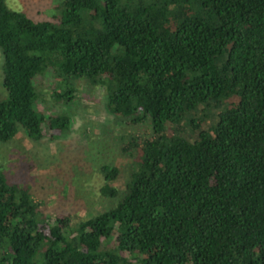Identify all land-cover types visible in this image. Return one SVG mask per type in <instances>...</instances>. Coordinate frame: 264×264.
<instances>
[{
    "label": "trees",
    "instance_id": "obj_1",
    "mask_svg": "<svg viewBox=\"0 0 264 264\" xmlns=\"http://www.w3.org/2000/svg\"><path fill=\"white\" fill-rule=\"evenodd\" d=\"M0 54V141L69 129L34 107L49 68L53 101L99 84L131 159L74 223L0 170V264H264V0H61L37 20L0 0ZM98 170L116 196L118 167Z\"/></svg>",
    "mask_w": 264,
    "mask_h": 264
},
{
    "label": "rangeland",
    "instance_id": "obj_2",
    "mask_svg": "<svg viewBox=\"0 0 264 264\" xmlns=\"http://www.w3.org/2000/svg\"><path fill=\"white\" fill-rule=\"evenodd\" d=\"M12 9L31 19L52 18L59 12L61 0H4ZM0 98L4 96L1 85ZM51 69L44 70L39 96L34 101L38 111L60 113L70 117L69 129L55 132L56 138L44 135L29 139L21 129L7 141H0V170L10 182L27 185L32 198L40 201L43 212L50 216L71 214L72 223L112 205L123 191L131 159L119 151V134L130 130L112 121L103 106L99 84L87 77L74 80L76 95L68 102L53 101L51 87L58 86ZM82 81L83 84L80 82ZM44 113V114H46ZM100 163L114 164L118 175L112 181L118 194L114 197L99 191L103 179Z\"/></svg>",
    "mask_w": 264,
    "mask_h": 264
}]
</instances>
